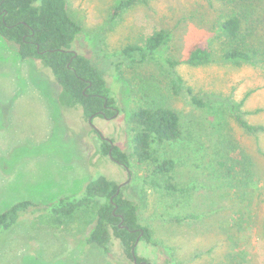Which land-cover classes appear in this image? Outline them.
Here are the masks:
<instances>
[{"label":"rangeland","instance_id":"1","mask_svg":"<svg viewBox=\"0 0 264 264\" xmlns=\"http://www.w3.org/2000/svg\"><path fill=\"white\" fill-rule=\"evenodd\" d=\"M123 1L67 0L82 28L74 49L99 69L118 100L117 115L94 117L93 124L131 155L138 130L132 112L151 101L149 89L162 95L181 118L171 175L187 192L152 186L149 165L135 157L130 173L103 155L102 137L82 107L61 103L62 88L42 60L23 59L0 36V213L21 200L44 205L78 194L105 175L127 183L125 195L139 205L152 243L140 241L137 253L150 264H264V132L252 133L236 119L241 114L264 125V0H139L119 9ZM230 16L241 19L235 37L222 29ZM161 30L168 33L161 57L183 61L198 46L212 50L210 63L177 67L187 86L209 98L207 107L174 95L159 61L133 64L123 57L127 45ZM232 48L258 50L262 60L224 59ZM96 210L63 223L43 210L25 215L0 236V264H135L118 239L111 253L87 242Z\"/></svg>","mask_w":264,"mask_h":264},{"label":"trees","instance_id":"2","mask_svg":"<svg viewBox=\"0 0 264 264\" xmlns=\"http://www.w3.org/2000/svg\"><path fill=\"white\" fill-rule=\"evenodd\" d=\"M139 0L123 1L119 9ZM241 27L239 16H230L223 21V32L230 37L237 36ZM82 28L70 15L67 0H0V36L18 46L23 59H40L51 71L61 86V103L69 108L82 107L86 118H112L119 110L118 100L108 86L99 69L91 60L77 52L74 44ZM168 41L165 30L150 35L143 44H129L123 57L130 63L145 64L159 61L169 78L174 95L187 94L191 103L199 108L207 107L208 99L200 96L186 85L177 67L186 63L199 66L213 61L209 47L198 46L181 61L173 57H161L158 49ZM258 50L248 51L232 48L224 52L228 61H250L255 57L261 61ZM149 89L147 106H140L131 114L130 120L137 125L133 140V152L128 155L118 145L102 138L100 151L131 173V158L150 168L149 183L171 193H185L187 190L174 182L173 173L177 167L175 143L182 139L180 115L167 105L162 95ZM155 91V90H154ZM262 109H259V111ZM237 121L252 133L264 132V125L250 124L241 114ZM114 142L113 139H111ZM168 175V177H166ZM164 176V180H160ZM127 183H119L105 175L93 178L78 194L61 196L42 205L34 200H21L0 213V236L15 227L27 214L43 210L56 223H63L83 209L97 207L96 221L87 242L102 247L106 253L113 251V241L118 239L125 254L133 260L136 249L138 262L147 261L138 256L137 240L152 243V231L140 222L139 205L125 195Z\"/></svg>","mask_w":264,"mask_h":264},{"label":"water","instance_id":"3","mask_svg":"<svg viewBox=\"0 0 264 264\" xmlns=\"http://www.w3.org/2000/svg\"><path fill=\"white\" fill-rule=\"evenodd\" d=\"M118 113H119V110L117 111L116 115H117ZM93 118H94V116H91L89 120H90L92 126L94 127V129L99 130V129L93 124ZM102 138H104L103 135H102ZM106 139L109 140V141H111V143H113L111 139H109V138H106ZM139 242H140V238L137 240V242H136V246L139 244ZM135 248H136V247H135ZM135 248H133V251H132V252H133V259H134L135 264H148L147 261L138 262V258H137V254H136V249H135Z\"/></svg>","mask_w":264,"mask_h":264},{"label":"flooded vegetation","instance_id":"4","mask_svg":"<svg viewBox=\"0 0 264 264\" xmlns=\"http://www.w3.org/2000/svg\"><path fill=\"white\" fill-rule=\"evenodd\" d=\"M99 134H100V136L102 137V134L100 133V131L99 130H96Z\"/></svg>","mask_w":264,"mask_h":264}]
</instances>
